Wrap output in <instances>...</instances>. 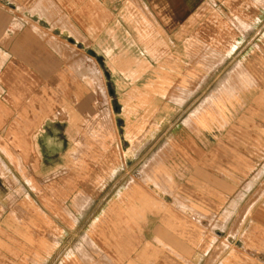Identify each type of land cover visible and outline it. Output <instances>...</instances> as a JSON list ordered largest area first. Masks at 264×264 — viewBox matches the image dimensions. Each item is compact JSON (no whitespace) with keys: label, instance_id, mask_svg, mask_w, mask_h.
Returning a JSON list of instances; mask_svg holds the SVG:
<instances>
[{"label":"rangeland","instance_id":"obj_1","mask_svg":"<svg viewBox=\"0 0 264 264\" xmlns=\"http://www.w3.org/2000/svg\"><path fill=\"white\" fill-rule=\"evenodd\" d=\"M34 1L0 0V264H264V0H198L175 46L148 0ZM30 26L43 77L11 52Z\"/></svg>","mask_w":264,"mask_h":264},{"label":"crops","instance_id":"obj_2","mask_svg":"<svg viewBox=\"0 0 264 264\" xmlns=\"http://www.w3.org/2000/svg\"><path fill=\"white\" fill-rule=\"evenodd\" d=\"M69 0H67L68 2ZM43 2V4H42ZM62 5L65 2V0H62ZM149 4L152 7V11L150 12L151 15H155L157 20L162 21L166 26L164 29H166V38H168V41L166 44L168 46H175L184 44L183 41H181V34L178 36L177 39V32L181 30L182 28L178 29L176 31V27L180 26V24H183L188 17L191 16V13H193L195 7L198 5V0H148ZM60 3V0H35L34 3L25 5V8L29 6V8H34L35 12L43 13L45 16V20H48V17L52 22H57L58 20L52 18V13L58 12V5ZM237 11V10H236ZM66 12H70L68 9H66ZM111 14H115L116 10L115 8H112L110 10ZM47 16V17H46ZM47 18V19H46ZM61 20V19H60ZM46 31H49L51 34L58 35L60 37H63L61 34V27L60 24H58L55 28L51 30L49 26L43 27ZM66 31V30H65ZM33 27H28L20 37H17L13 39L11 52L14 54L19 60L22 62L30 65L33 69L37 70L39 72V75L43 77V74L48 72L47 62H48V55L51 53L46 49L48 47L47 42L43 40V43L41 40L33 34ZM177 33V34H176ZM135 35V34H134ZM138 37V36H136ZM150 44H154L152 41L149 42ZM138 44V43H137ZM43 46V47H42ZM51 56H54L55 54H50ZM53 60V59H52ZM7 79V76H6ZM28 86H25V88ZM43 142L46 145L50 144L49 136L47 135L45 129L43 128ZM49 141V142H48ZM204 180V181H203ZM200 185L201 188H205L206 190L212 191L214 198V205L223 207L225 205L231 204L230 202L233 199V194H230V191L233 190L234 184L223 180L222 178L214 177L212 173L208 172L205 173L204 171H196L194 172L192 180ZM211 185V187L209 186ZM263 195L261 196V198ZM260 198V199H261ZM264 199V198H263ZM206 205H208V201L205 202ZM257 213V212H256ZM50 222H53L51 218L49 219ZM128 218L125 220H121V224H123V227L128 231ZM96 218H93V226L95 227ZM125 223V226H124ZM254 223L256 225L258 224L262 230H264V214L263 213H257L254 216ZM58 231V227H55L52 229L54 232ZM95 228L89 230L90 232L95 233ZM153 229V235H154ZM53 234V233H52ZM256 235V234H255ZM205 237L202 233H198L197 238L199 240V243L202 244L204 242ZM264 237V235H263ZM195 243V241H193ZM192 240L187 241L184 245H177L173 246L174 252H181L182 255L188 261V264H209L208 260H204L205 256L208 253V248L205 249V245L202 246V250L196 251L195 246H193ZM172 246V243H170ZM186 244L188 246H186ZM170 246V248H171ZM190 246V247H189ZM205 250V251H204ZM136 253H140V250H136ZM195 254L200 255L199 260L195 257ZM152 254H154V251H152ZM192 262V263H190ZM128 264V263H127ZM133 264V263H132ZM213 264H219V262H215Z\"/></svg>","mask_w":264,"mask_h":264},{"label":"bare ground","instance_id":"obj_3","mask_svg":"<svg viewBox=\"0 0 264 264\" xmlns=\"http://www.w3.org/2000/svg\"><path fill=\"white\" fill-rule=\"evenodd\" d=\"M220 42V41H219ZM222 45V44H221ZM232 52V51H231ZM263 52V51H262ZM253 59V58H252ZM254 60V59H253ZM263 69V68H262ZM260 70V69H259ZM86 263V262H85Z\"/></svg>","mask_w":264,"mask_h":264}]
</instances>
